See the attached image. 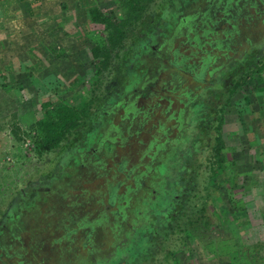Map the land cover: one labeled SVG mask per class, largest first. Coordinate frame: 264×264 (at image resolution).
I'll return each instance as SVG.
<instances>
[{
	"label": "trees",
	"instance_id": "16d2710c",
	"mask_svg": "<svg viewBox=\"0 0 264 264\" xmlns=\"http://www.w3.org/2000/svg\"><path fill=\"white\" fill-rule=\"evenodd\" d=\"M204 1L208 0H119L120 18L97 6L90 9L89 20L101 23L105 29V36H99L90 46L96 67L91 86L77 103L64 98L41 103L42 115L25 133L32 137L40 154L62 149L64 155L56 165L54 179L42 176L19 193L6 221L14 219L10 215H24L25 209V213L40 214V195L32 197L34 194L60 193L65 197L64 186L76 179L86 184L109 176L112 169L107 166L114 149L126 146L146 128L150 115L138 100L153 96L156 91L151 90V85L158 76L155 73L169 69L170 78H178L182 85L172 86L181 109L175 113L170 128L160 125L165 137L156 135L144 152L147 159L128 170L127 162L112 166L126 172L123 180L106 185L107 198L97 200L106 207L98 216L60 211L57 219L48 218L44 225L37 215L38 230L62 228V235L51 244L65 242L67 250H76L77 264H184L182 248L160 243L163 234H172L175 229L183 233L191 228L196 236H205L221 228L210 208L218 193L216 177L229 173L225 107L254 74L261 76L264 72V43L227 62L213 64L209 56L202 63H187L181 45L193 39V45L200 46L197 27L201 24V30H205L207 20H211L202 9ZM152 11L158 16L150 26ZM179 38L182 40L176 46ZM117 64L120 76L107 77L110 81L105 86L110 96L100 102L102 83L108 82L105 76ZM13 129L19 135L20 128ZM172 130L176 132L172 134ZM73 167L78 171L75 177L55 180L64 176L66 168ZM201 178V186L191 194L189 189ZM48 180L51 186H41ZM125 183L126 190L120 193V184ZM27 196L28 204H22ZM195 196L201 204L194 205ZM16 236L12 223L0 224V262L14 264L7 258L16 261L20 255L8 244V238ZM104 236L107 239L103 243L100 237ZM215 241L217 238H211L209 244ZM258 245L263 247V243ZM71 262L67 260L65 264Z\"/></svg>",
	"mask_w": 264,
	"mask_h": 264
},
{
	"label": "rangeland",
	"instance_id": "374dc122",
	"mask_svg": "<svg viewBox=\"0 0 264 264\" xmlns=\"http://www.w3.org/2000/svg\"><path fill=\"white\" fill-rule=\"evenodd\" d=\"M93 6L115 17L121 16L119 0H0V224L12 223L17 238L7 237L8 244L20 254L16 261L7 258L8 263L65 264L71 260L70 264H77L76 250H67L65 242L51 244L62 235V228L53 226L44 230L43 227L39 231V224L45 225L48 218L57 219L60 211L98 216L106 207L97 202L107 198L106 185L123 180L126 172L116 171L112 166L127 162L128 170L147 159L144 155L147 145L156 135L165 137L160 125L170 128L175 113L181 109L172 90L173 85H181L180 81L170 78L169 69L157 70V79L151 85L155 94L138 100L150 115L146 128L126 146L112 150L114 155L107 166L112 169L109 176L86 184L76 179L64 186L65 197L60 193L37 192L32 197L40 195L37 204L40 214L25 213V209L24 215H10L14 219L5 220L13 211L10 207L14 200L20 198L19 193L28 184L42 176L54 179L56 165L64 155L62 149L40 154L33 146L32 137L25 133L42 115L41 103L59 98L77 103L91 86L96 67L90 46L99 36H105L104 26L89 20ZM202 9L206 15L210 14L211 20H207L205 30H201V24L197 27L200 46L193 45L196 42L193 39L181 45L187 63H202L209 56L213 64L227 62L264 43V0H208ZM157 16L155 11L151 12L150 26L157 22ZM119 69L117 64L105 77L120 76ZM252 78L225 107L229 173L216 177L218 193L213 197L214 207L210 208L221 228L205 236H196L191 228L183 233L175 229L172 234L162 235L161 244L182 248L180 256L184 264H264V72ZM107 79L108 82L102 83L100 102L110 96L108 85L105 86L110 81ZM115 122L119 120L116 118ZM16 126L20 128L19 135L14 133ZM76 166L81 167L79 162ZM77 172L74 167L66 168L64 176L55 180L72 179ZM220 179L226 182L220 183ZM201 180L189 189L191 194L201 186ZM44 183L41 186L52 185L49 180ZM125 187L126 183L120 184L119 192L124 193ZM29 199L27 196L22 204H28ZM195 202L194 205L202 203L196 196ZM37 215L40 223L35 218ZM211 238L217 241L209 244ZM105 239L100 237L103 243ZM261 243L263 247L258 245Z\"/></svg>",
	"mask_w": 264,
	"mask_h": 264
}]
</instances>
